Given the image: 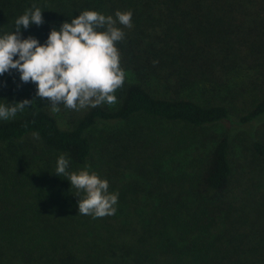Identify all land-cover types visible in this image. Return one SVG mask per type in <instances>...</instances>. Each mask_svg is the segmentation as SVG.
Instances as JSON below:
<instances>
[{
	"label": "trees",
	"instance_id": "16d2710c",
	"mask_svg": "<svg viewBox=\"0 0 264 264\" xmlns=\"http://www.w3.org/2000/svg\"><path fill=\"white\" fill-rule=\"evenodd\" d=\"M261 68L264 0H0V264H264V193L230 201L212 130L233 122L224 77ZM105 69L117 104L63 127L52 97ZM261 84L238 123L264 117ZM193 148L190 173H144ZM127 166L149 185H121Z\"/></svg>",
	"mask_w": 264,
	"mask_h": 264
},
{
	"label": "rangeland",
	"instance_id": "374dc122",
	"mask_svg": "<svg viewBox=\"0 0 264 264\" xmlns=\"http://www.w3.org/2000/svg\"><path fill=\"white\" fill-rule=\"evenodd\" d=\"M122 61L123 58L120 62ZM104 72L105 74H102L98 79L90 81L92 82L90 86L86 84L84 79H80L76 92L74 91L75 94L70 91V95H63L62 99L52 97V102H54L52 104V111L63 127H67L70 122H74L77 117L83 115L91 106L97 103L109 104L111 108L117 104L119 100L120 84H117L112 79V81L108 79L110 73L106 69ZM119 72L120 73L117 75L121 78V82L132 81L131 78H128L131 75V71L127 69L126 65L123 66ZM241 73L242 74H238V76L229 78L230 81L227 77H224L227 80L226 83L230 84L229 88H224L217 93V99L219 101L227 102L230 107H232L233 122H221L212 128L213 132L219 137L228 135L232 143L231 152L232 159L237 169V182L236 187L234 186V190L232 191L230 201H245L243 197H246L248 190L259 193V195H257L249 192L251 194L250 199H257L258 196L260 197V192L264 193V158L255 156L253 153V143L255 141L264 144V117L251 124L244 125L238 123L239 119L246 115L251 108V103L254 100L253 97L259 93L258 89L260 86H263V84H258L264 81V71L263 68H261V70L246 69L242 70ZM147 81L152 83L154 86L153 88L157 91L163 92L167 89V85L161 83L158 79H148ZM104 83L105 85L103 86ZM110 85L112 93L110 96L105 97L103 95V88L106 86L109 89ZM95 90L100 94L99 97L96 96ZM213 95L214 94H210L207 96L211 97ZM50 101L51 100H48L45 104L49 105L48 102L50 103ZM176 129L178 131L183 130L181 126L176 127ZM206 144H208L207 147L211 145L209 143ZM207 147H201L199 151L201 152ZM198 154L199 152L195 148L184 152L182 151L174 157V161L162 162L160 171L153 167H149L144 173H146L150 179L153 177L152 181L154 182L160 174L172 173L175 175L180 173L185 174L187 172L190 173L192 170V162L198 157ZM149 162H152V160H149ZM121 176V185L125 184L128 180H124L125 177H133L135 181L145 184L143 182V177L145 176L134 172L130 166L122 169ZM145 185H149V183Z\"/></svg>",
	"mask_w": 264,
	"mask_h": 264
}]
</instances>
